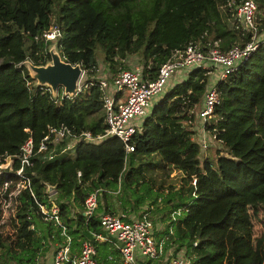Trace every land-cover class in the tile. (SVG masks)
<instances>
[{"label": "trees", "instance_id": "1", "mask_svg": "<svg viewBox=\"0 0 264 264\" xmlns=\"http://www.w3.org/2000/svg\"><path fill=\"white\" fill-rule=\"evenodd\" d=\"M241 1L0 0V164L14 158L13 171H3L0 180L17 178L22 145L32 137L37 147L51 127L66 125L96 136L105 132L100 60L112 79L129 68L134 55L155 78L191 43L205 51L215 46L227 51L251 41L252 33L236 22ZM256 1L264 11V0ZM55 22L62 31L63 59L82 64L88 76L73 97L64 96L62 88L53 97L20 66L27 59L37 65L51 60L52 42L42 33ZM208 71L192 69L156 102L129 154L118 137H108L79 141L74 154L71 149L49 161L35 157L30 187L18 196L15 236L0 231V264L34 263L67 236L79 252L85 239L102 231V214L129 221L145 212L151 219L166 216L169 223L161 232L155 229V236L167 239L176 254L184 249L190 264H264L247 210L250 202L255 210L264 208V41L217 83L220 102L205 125L226 149L215 159V148L210 143L211 150L203 149L201 134L187 122L202 104ZM173 168L182 172L180 185H157L158 172L167 175ZM47 184L56 187L54 195ZM92 193L98 203L89 217L85 201ZM97 249L101 261L119 253L108 242H97Z\"/></svg>", "mask_w": 264, "mask_h": 264}, {"label": "built area", "instance_id": "2", "mask_svg": "<svg viewBox=\"0 0 264 264\" xmlns=\"http://www.w3.org/2000/svg\"><path fill=\"white\" fill-rule=\"evenodd\" d=\"M258 9L256 0H242L235 7L236 22L241 23L245 30L252 33L251 41L243 45H235L227 51H222L216 46L205 51L199 45L191 43L184 50L177 51L168 62L164 63L155 78H151L150 72L146 71L140 62L119 71L112 79L101 76L98 85L102 91L105 132L96 136L91 131L75 133L66 125L51 127L37 147L34 139L30 137L17 155V161L20 163V167L15 170L17 178L4 180L2 178L0 183L3 180L6 188H9L10 183L17 180L16 190L20 194L23 189L30 187L31 176L35 175L34 171L30 174L28 171L34 166L35 157L43 155L49 161L71 149L74 150L79 141L98 142L104 138L118 137L125 147L126 154L133 152L135 150L133 137L141 129L144 119L152 112L153 104H156L154 101L156 99L159 101L165 92L177 82L184 80L196 67L209 70V82L199 111L190 113L191 115L195 113L197 119L190 118L187 122L197 123L195 129H198L201 134L203 149H207L212 138L209 131L205 129V125L220 102L217 83L235 71L238 65L256 50L259 42L264 41V31L261 35L259 34ZM61 37L62 31L58 24H53L42 33V38L46 42L54 43ZM83 85H79V91ZM6 158L11 160L12 165L14 158L11 156ZM3 164L4 162L0 164V175L5 171L1 170ZM20 181L23 183L20 184ZM97 203V193L87 197L85 201L87 216L90 217L94 213ZM52 213L54 215L58 213L56 205L52 208ZM101 229V232H94L92 238L82 242L79 252L72 250L71 237L67 236L64 244L53 253L50 264H114L111 262V257L108 261H101L98 258L97 242H108L119 251L120 258L117 264H140L141 259L162 262L164 245L156 239L155 226L149 213L145 212L129 221H125L120 215L104 213L101 215ZM47 263L46 256L40 255L34 263L30 264ZM164 263L190 264V261L181 251Z\"/></svg>", "mask_w": 264, "mask_h": 264}, {"label": "rangeland", "instance_id": "3", "mask_svg": "<svg viewBox=\"0 0 264 264\" xmlns=\"http://www.w3.org/2000/svg\"><path fill=\"white\" fill-rule=\"evenodd\" d=\"M263 18H264V11L261 9H258L257 12V21L259 22L260 26L263 24ZM57 22H55L54 24H56ZM102 59V56L101 58ZM137 62H139L138 58L136 56H131L129 57V68L132 67L134 64H136ZM109 69L107 67V63L102 62V60H100L99 62V72H98V77L100 76H105L109 74ZM121 71V70H120ZM117 72V71H116ZM107 73V74H105ZM88 79L87 74L85 73L80 85H83ZM166 93V92H165ZM157 102V99L154 101V103ZM155 104H153L154 106ZM199 111V108L196 110ZM195 115V119H197L196 114ZM197 124V123H196ZM195 121L194 124H191L192 126H195ZM199 126H201L200 123H198ZM203 132V131H202ZM217 142L211 140V146L215 148V150H211L210 147L209 149L211 150V154L213 156V159L216 158L217 152H225L226 149L223 146V144L221 142ZM209 149L207 151H209ZM210 152V151H209ZM208 152V155H209ZM71 154H74V150L70 151ZM219 154V153H218ZM204 159L206 158L203 155ZM202 157V158H203ZM11 160L9 158H6V161H4V164L1 167V170H11L10 166H11ZM181 177H182V172H180L179 170L173 168L169 174L164 175V173H162V171L158 172V175L155 176L158 184H161L163 182L164 188L167 189L169 188L170 185H175L176 187H178L181 183ZM17 180L14 181L12 184L10 183L9 188H6L4 182L0 183V231H2V233L4 234V236L7 235H11L12 237L15 236V220H16V212H17V206L18 203H20V201L18 200V195L19 193L16 190V184H17ZM23 181H20V184H22ZM55 191L52 193H49L50 195H54ZM252 203H249L248 206V213L252 219V222L254 224V232H253V241L255 246L258 248V250L260 251V253L263 256L264 259V208L261 206L260 208H258L257 210H255L252 207ZM260 206V205H259ZM257 206V207H259ZM255 210V211H254ZM256 211H258V214H256ZM158 216L159 217V221L165 222L166 225L169 223L166 222V216H161L160 214H158L157 216H152V221L153 223L155 221L158 220ZM164 217V218H163ZM172 233V230H171ZM57 248H51V250L49 251V257H51L53 255V253L56 251ZM182 254L185 253V250H181Z\"/></svg>", "mask_w": 264, "mask_h": 264}, {"label": "water", "instance_id": "4", "mask_svg": "<svg viewBox=\"0 0 264 264\" xmlns=\"http://www.w3.org/2000/svg\"><path fill=\"white\" fill-rule=\"evenodd\" d=\"M49 52L51 60L45 64L37 65L27 59L20 66L28 69L29 75L35 81V86L50 89L53 97H58L61 88L64 96H75L85 73L82 64H73L64 60L58 47V41L52 43ZM47 187L48 192L56 189L51 184H47Z\"/></svg>", "mask_w": 264, "mask_h": 264}, {"label": "crops", "instance_id": "5", "mask_svg": "<svg viewBox=\"0 0 264 264\" xmlns=\"http://www.w3.org/2000/svg\"><path fill=\"white\" fill-rule=\"evenodd\" d=\"M159 217L160 216H158V220L154 222V226H155L156 231L161 232L165 229L166 223L159 221ZM160 236L161 235L156 236V239L158 240ZM166 240L167 239H164L163 236H162L161 240H158V241L162 242V245H164L165 247L168 246L167 249L164 248V250H163V254H162V258H161L162 262H160V261H154L153 262V260L141 259L140 264H160V263L165 264L164 262H166L173 255H176L175 246L171 245V243H167ZM109 257L112 258L111 262H113L114 264H117L119 262L120 254L119 253L118 254L117 253L112 254ZM46 260L48 261L47 264H50L52 261V256L49 257L46 255Z\"/></svg>", "mask_w": 264, "mask_h": 264}]
</instances>
